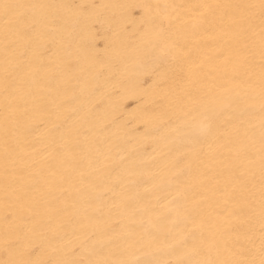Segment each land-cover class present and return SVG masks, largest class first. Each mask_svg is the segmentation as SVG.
<instances>
[{
    "label": "bare ground",
    "instance_id": "6f19581e",
    "mask_svg": "<svg viewBox=\"0 0 264 264\" xmlns=\"http://www.w3.org/2000/svg\"><path fill=\"white\" fill-rule=\"evenodd\" d=\"M0 264H264V0H0Z\"/></svg>",
    "mask_w": 264,
    "mask_h": 264
}]
</instances>
